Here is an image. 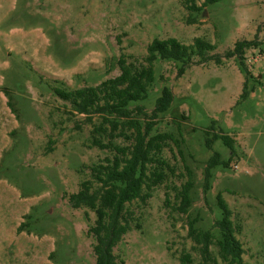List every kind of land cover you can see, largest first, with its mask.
I'll return each mask as SVG.
<instances>
[{
  "label": "rangeland",
  "instance_id": "obj_1",
  "mask_svg": "<svg viewBox=\"0 0 264 264\" xmlns=\"http://www.w3.org/2000/svg\"><path fill=\"white\" fill-rule=\"evenodd\" d=\"M194 3L201 9L186 0H0V264H96L95 213L72 207L68 195L111 153L90 144L102 118L77 113L54 87L97 85L119 73L121 54L142 61L147 45L166 37L185 44L201 37L219 61L158 57L147 98L130 103L143 107L132 117L147 121L167 85L172 101L151 134L183 141L182 153L173 143L163 152L174 164L169 188L158 185L145 202L130 203L136 220L113 248L117 264H180L182 252L191 264H228L213 245L204 260L188 234L194 217L198 228H213L218 193L231 209L241 264H264V0ZM240 39L258 43L242 58L224 57ZM214 133L228 134L232 148L221 138L208 145ZM214 151L227 165L211 168L205 188ZM189 175L192 202L181 213L171 188Z\"/></svg>",
  "mask_w": 264,
  "mask_h": 264
},
{
  "label": "trees",
  "instance_id": "obj_2",
  "mask_svg": "<svg viewBox=\"0 0 264 264\" xmlns=\"http://www.w3.org/2000/svg\"><path fill=\"white\" fill-rule=\"evenodd\" d=\"M186 1L191 2L187 8L195 11L201 9L194 0ZM215 1L203 0V5ZM190 21L193 22L192 19ZM257 43L256 39L236 40L232 48L225 50L224 57L242 58L245 48ZM214 47L213 43L201 37L194 38L192 44L182 43L174 37L155 38L147 45L142 61H127L121 54L117 59L119 73L105 78L97 85L75 89L54 87V92L67 100L77 113H84L86 117L95 113L102 118L92 130L90 144L111 153L92 164L89 177L82 179L78 190L68 195L72 207L84 206L95 213L94 224L89 227V232L95 240L93 253L96 264H117L113 248L131 229V221L136 220L131 216L130 203L135 199L145 202L154 187L161 184L168 186L166 182L169 176L175 173L174 164L163 152L167 148L171 149L170 143L182 153L179 143L183 140L171 132L151 134L153 119L164 112L172 101L173 94L167 85L161 88L153 108L146 114L147 121L140 122L132 117L134 112L143 113V107L136 105L130 108V103L147 98L148 87L154 79L153 62L156 58H172L187 63L191 62L194 55H198L199 63L210 59L218 62L217 55L208 53ZM5 93L10 97L7 91ZM242 94L246 96V91L243 90ZM218 138L232 148V138L225 133H214L211 139H207V144ZM115 139L120 141L116 142ZM226 165L227 161L220 157L218 151H214L204 168L205 188L208 187L211 168ZM192 187L190 175L179 186L170 187L178 200L177 211L187 213L192 202ZM167 194L166 191L165 196ZM217 205L220 216L215 220L213 228H198L194 217L187 222L188 234L198 245L204 260L210 259V245H213L222 260L228 264H241L242 244L235 236L231 209L220 193L217 194ZM134 224L139 226L138 222ZM179 261L180 264H191L190 253L182 252Z\"/></svg>",
  "mask_w": 264,
  "mask_h": 264
}]
</instances>
